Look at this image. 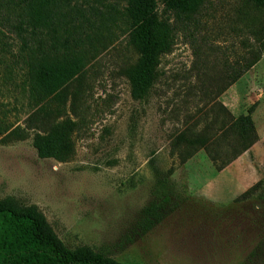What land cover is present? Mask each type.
<instances>
[{
    "label": "rangeland",
    "instance_id": "1",
    "mask_svg": "<svg viewBox=\"0 0 264 264\" xmlns=\"http://www.w3.org/2000/svg\"><path fill=\"white\" fill-rule=\"evenodd\" d=\"M198 13L197 24H178L142 99L131 96L125 75L136 53L116 30L68 86L66 112L80 123L67 161L39 157L33 147L23 67L7 51L0 63V198L38 207L68 247L89 246L124 264H264V49L257 32L264 8L207 0ZM0 37L17 51L12 33ZM252 48L260 49L259 60L224 87L225 64ZM215 101L234 116L256 102L258 134L219 171L204 149L181 162L172 146L186 126L197 130L211 119ZM163 176L172 183L168 201L146 213L159 201Z\"/></svg>",
    "mask_w": 264,
    "mask_h": 264
},
{
    "label": "trees",
    "instance_id": "2",
    "mask_svg": "<svg viewBox=\"0 0 264 264\" xmlns=\"http://www.w3.org/2000/svg\"><path fill=\"white\" fill-rule=\"evenodd\" d=\"M0 0V33L17 39V51L0 37V63L6 52L23 67L30 100L26 126L33 131L32 145L39 157L67 161L74 155L73 134L79 119L66 112L68 86L79 80L90 60L119 29L136 53L125 69L130 94L144 98L159 75L161 57L172 50L178 24L198 23L196 17L207 0ZM264 8V0H249ZM159 3L162 5L159 9ZM257 29L259 48L264 49V22ZM7 31V32H5ZM242 54L225 64V86L231 85L257 60L259 50ZM223 87V88H224ZM72 97L79 92H71ZM211 119L202 128L186 126L174 137L172 146L181 162L197 150L221 170L258 140L252 113L234 116L215 101ZM169 168L168 172L172 173ZM260 181L241 192L246 199ZM172 183L158 179L159 201L146 208L152 213L168 201ZM0 264H124L89 246L68 247L35 205H24L12 196L0 198Z\"/></svg>",
    "mask_w": 264,
    "mask_h": 264
}]
</instances>
